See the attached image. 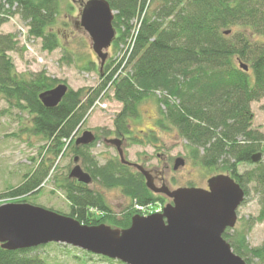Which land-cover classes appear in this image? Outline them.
<instances>
[{
  "label": "trees",
  "instance_id": "1",
  "mask_svg": "<svg viewBox=\"0 0 264 264\" xmlns=\"http://www.w3.org/2000/svg\"><path fill=\"white\" fill-rule=\"evenodd\" d=\"M107 1L117 12L114 25L120 36L115 38V46L130 36L132 22L141 18L148 1L159 2V6L141 19L130 59L132 72L118 76L113 83L114 99L122 108L114 119V130L106 135L130 136L132 121L140 118L139 106L154 98L162 110L158 126L171 125L178 130L187 143L191 161L208 170L230 173L244 189L246 199L250 196L249 186L254 187L261 204L255 221L263 222L264 162L255 164L252 156L264 152V133L252 129L255 114L251 105L264 98V44H256L242 33H225L234 26H246L263 36L264 0ZM58 13L57 0H0V96L10 107L27 109L34 115L35 133L50 142L49 149L56 156L112 79L113 74L106 77L112 64H105L97 88L78 91L69 88L57 107L46 108L40 94L62 81L46 72L31 74L30 78L19 74L9 56L18 50L16 35L4 34L1 29L18 15L29 25L30 34L41 41L42 50L52 53L60 47L59 37L52 30ZM236 61L248 64L250 70L243 71ZM156 91L163 95L158 98ZM97 141L98 138L89 147L75 146L73 150L87 164L94 182L106 189H120L132 205L124 216L116 217L102 194L69 178L63 190L70 203V216L88 226L108 224L126 229L132 217L140 214L134 206L165 204V198L147 188L143 175L123 165L119 158L99 166L86 153ZM73 145L70 140L67 149ZM244 164L254 165L253 170L240 174L238 168ZM37 169L7 195H25L35 190L45 175L41 164ZM229 232L224 233V238L248 264L251 257L264 260V246L251 249L242 230L233 235ZM49 247L68 248L56 243L15 251L0 247V264H49L46 253Z\"/></svg>",
  "mask_w": 264,
  "mask_h": 264
},
{
  "label": "rangeland",
  "instance_id": "2",
  "mask_svg": "<svg viewBox=\"0 0 264 264\" xmlns=\"http://www.w3.org/2000/svg\"><path fill=\"white\" fill-rule=\"evenodd\" d=\"M59 3V13L52 30L58 35L60 47L52 53L42 50L40 40H34V51L29 52L18 44L16 52L9 53L10 58L16 66L19 74L30 78L31 74L46 72L49 77L61 80L74 91L81 89H95L101 84L100 72L101 65L97 55L92 48V40L82 26L76 27L75 22L80 20L81 8L79 4L71 0H57ZM159 6V2L151 3L148 1L141 18H136L133 22V29L125 42L118 46L112 44L109 48V58L111 62L109 70H114L120 64H124L127 55L125 49L131 39L135 36L142 17ZM28 27L17 15L5 24L1 31L4 34H15L16 39L21 43L19 34L20 26ZM116 37L119 30L116 28ZM232 34H245L256 44H264V35H258L246 26H234L230 28ZM124 31V28H122ZM115 43V42H114ZM131 59V58H130ZM130 59L122 67L121 75L125 76L132 72ZM237 62V61H236ZM90 63H94L90 65ZM106 63V64H107ZM239 62H237L238 64ZM101 103L106 104V108L97 107L93 113L87 115L83 122L80 132L91 131L99 139L86 153L97 162L99 166L105 165L108 161L117 158L116 148L105 143L107 139H114L116 136L106 135L107 132L114 130V119L120 112L122 105L114 99L112 87L105 88L102 92ZM100 96V97H101ZM162 96V95H161ZM158 96L157 97H161ZM256 103V102H255ZM255 104V118L252 129L264 133V98ZM254 104V103H252ZM252 108V105H251ZM163 109V108H162ZM162 111V110H161ZM161 111L157 100L150 98L139 106L140 116L143 117V125L138 124L140 118L133 120L131 136L144 135L139 133L140 128H155L149 143L141 142V139H133L125 147L126 158L133 162L142 164L148 170H163L165 181L172 189L180 187L205 188L211 176L220 171L208 170L194 163L188 158L187 143L179 135L176 128L171 125L163 128L152 125L150 118L161 119ZM34 115L27 109L10 107L8 102L0 96V205L5 203H29L41 206L46 209L54 210L64 215H70V203L66 199L63 190L64 185L69 180V174L75 166L74 158L77 156L73 147L67 149L70 140L66 144L59 156H56L49 149L50 142L44 136L38 135L34 131ZM156 121V120H155ZM80 133V135H81ZM79 135V136H80ZM165 154L168 157L169 169L158 159L157 154ZM263 162H264V152ZM178 157L186 160V165L178 171L173 170L174 162ZM81 158V157H80ZM41 164L45 175L39 186L32 192L25 195L8 196V191L18 188L25 182L27 177H31ZM79 164L87 171V164L81 158ZM254 165H240L238 171L245 174L253 170ZM161 185L160 181H157ZM89 188L102 194L108 207L116 217H122L127 213L128 207L132 202L126 198L120 189H106L98 182H93ZM250 196L238 211L239 220L234 230L229 233L233 235L236 231H243L251 249L264 246V221L257 222L261 212L260 196L256 193L253 186H249ZM158 202L145 207L141 214H152L160 212L168 204ZM137 206H134L136 208ZM137 209V208H136ZM49 264H120L109 262L97 255H88L84 251L68 246V248L49 247L46 249ZM251 257V256H250ZM251 264H264V260L251 257Z\"/></svg>",
  "mask_w": 264,
  "mask_h": 264
},
{
  "label": "water",
  "instance_id": "3",
  "mask_svg": "<svg viewBox=\"0 0 264 264\" xmlns=\"http://www.w3.org/2000/svg\"><path fill=\"white\" fill-rule=\"evenodd\" d=\"M71 1L83 4L79 25L89 34L103 69L109 58L108 50L116 38L117 12L107 0ZM240 68L249 71V66L242 61ZM68 90V85L61 83L41 93L39 98L46 108H55ZM95 140L93 132L84 131L75 145L89 146ZM105 143L117 149L123 165L143 175L152 193L170 200L162 211L147 216L136 214L130 227L119 229L108 224L88 226L70 215L29 203H5L0 205L2 249L15 251L56 243L124 264H248L224 238L225 232L236 228L238 211L246 199L244 189L230 174L212 176L207 188L172 189L165 180L159 186L153 171L126 158L122 138L107 139ZM262 158V153H256L252 162L259 163ZM74 162L70 179L84 185L92 184L93 178L81 167L78 156ZM185 165L186 160L178 157L173 170L178 171Z\"/></svg>",
  "mask_w": 264,
  "mask_h": 264
},
{
  "label": "flooded vegetation",
  "instance_id": "4",
  "mask_svg": "<svg viewBox=\"0 0 264 264\" xmlns=\"http://www.w3.org/2000/svg\"><path fill=\"white\" fill-rule=\"evenodd\" d=\"M79 6L82 9L83 4L82 3H79ZM75 25H76V27H78L79 26V22L76 21L75 22ZM150 122L152 123V125H156V126L158 125L157 124V119L150 118ZM136 125H139V126H142L143 125V117L140 116V120H139L138 124H136ZM133 126H135V125H132V127ZM155 132H156L155 128H151L150 127V129H148V130L147 129L140 128L139 133L144 135L142 138H139L140 136L134 137V136H131V135L130 136H126V137H119V138H122L123 141H124V143H123L124 152H125V147L127 145H129L131 141L133 142V139H141L142 140L141 141L142 143L143 142H147L149 139H152L153 134ZM114 136H116V135H114ZM115 138H117V136ZM148 143H149V141H148ZM116 151H117V149H116ZM117 153H118V151H117ZM157 157L162 162V164L165 166V169L168 170L170 168L169 165H168V163H167L168 162V157L165 154H161V153H158L157 154ZM118 158H119V155H118ZM136 164H139V163L137 162ZM139 165H142V164H139ZM130 168L132 170H134L133 167H130ZM151 171H153V170H151ZM153 173H154V177H155L156 182L157 181L162 182L165 179V173H164L163 170H161V171L160 170H157V171L154 170ZM205 188H207V186Z\"/></svg>",
  "mask_w": 264,
  "mask_h": 264
},
{
  "label": "built area",
  "instance_id": "5",
  "mask_svg": "<svg viewBox=\"0 0 264 264\" xmlns=\"http://www.w3.org/2000/svg\"><path fill=\"white\" fill-rule=\"evenodd\" d=\"M139 27H140V25H139ZM139 27H138V29H139ZM20 32H21L20 37L23 39V42L26 43V38H27V34H28L27 29H25L24 27H20ZM137 32H138V30H137ZM137 32H136L135 36L131 39V41L129 42L128 46L126 47V49L124 51L125 55H127V57H126V61L124 62V64L122 63V65H121L122 67H124L125 63L132 56V53H133V50H134V47H135V43H136ZM27 47H28V49H31V47L29 45H27ZM122 67H120L119 70L115 73L113 80L109 83V86H111L113 81L115 79H117V77L121 74ZM109 73H111V72H109ZM97 105H100V101L95 103L94 108Z\"/></svg>",
  "mask_w": 264,
  "mask_h": 264
},
{
  "label": "crops",
  "instance_id": "6",
  "mask_svg": "<svg viewBox=\"0 0 264 264\" xmlns=\"http://www.w3.org/2000/svg\"><path fill=\"white\" fill-rule=\"evenodd\" d=\"M255 104H259V103H254V104H252V110H254V106H255ZM254 113V112H253Z\"/></svg>",
  "mask_w": 264,
  "mask_h": 264
}]
</instances>
